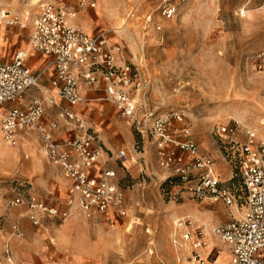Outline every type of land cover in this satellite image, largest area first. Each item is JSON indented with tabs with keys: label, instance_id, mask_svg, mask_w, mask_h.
Masks as SVG:
<instances>
[{
	"label": "rangeland",
	"instance_id": "rangeland-1",
	"mask_svg": "<svg viewBox=\"0 0 264 264\" xmlns=\"http://www.w3.org/2000/svg\"><path fill=\"white\" fill-rule=\"evenodd\" d=\"M0 3V9L10 11L17 21L8 29L6 42L4 30L0 34L1 61L28 44L33 21L46 6L76 12L90 34L105 32L112 44L123 48L147 84L140 92L141 99L158 114L182 112L200 149L213 156L216 164L223 161L218 126L237 122L242 134L252 129L264 136L260 128L264 122V74L257 71L254 62L264 51V0H96L95 9L81 6L77 0ZM169 4L176 13L167 19L163 10ZM124 21L125 29L119 32L117 28ZM244 111L252 116L241 123L238 115ZM114 120L133 134L131 147L121 134L124 145L116 150L108 147V164H112L127 197L124 218L112 214L87 218L76 209L64 219L42 216L40 225H35L28 208L10 207L7 202L14 197L18 183L32 188L40 200L51 199L36 181L50 166L43 157L46 153H41L36 138L11 147L0 131V264H199L192 259L190 245L187 250H177L186 231L192 230L187 215L181 213L183 207L206 209L210 205L198 203L186 186L169 183L167 172L157 166L158 158L150 162L146 156L155 148L151 141L140 138L119 114ZM123 148L128 170L123 168L124 160L116 161ZM34 153H38L40 167L35 166ZM222 167L218 165L221 171ZM230 171L226 167V172ZM228 184L236 187L245 209L240 175L236 173ZM223 216L228 223L232 221L227 207ZM178 221L187 227H179ZM214 239L219 242L216 249L222 250L223 242ZM26 241L29 250L21 249ZM209 250L205 251V264L214 259H206Z\"/></svg>",
	"mask_w": 264,
	"mask_h": 264
},
{
	"label": "built area",
	"instance_id": "built-area-1",
	"mask_svg": "<svg viewBox=\"0 0 264 264\" xmlns=\"http://www.w3.org/2000/svg\"><path fill=\"white\" fill-rule=\"evenodd\" d=\"M77 1L81 6L96 8V0ZM175 13L176 8L171 4L163 10L167 19ZM76 16V12L46 6L33 21L29 49L18 50L9 62H0V131L5 143L18 147L23 133L34 132L41 139L50 163L60 168L71 182L70 198L64 205L56 204L52 198L40 200L18 183L8 205L27 207L34 223L40 216L67 218L74 206L87 218L105 214L116 218L126 216L127 197L116 180V173L105 169L99 176L92 174L103 148L96 133L86 127L82 114L76 112L87 103L85 93L98 89L104 92V100L115 105L130 122L136 134L155 146L158 166L171 174L168 177H177L197 201H221L227 206L232 221L213 228L212 235L229 246L231 264H264V138L251 129L245 132V140L239 142V123L217 127L221 148L233 171H238L244 194L246 212L236 218L233 208L239 209L242 197L214 173V163L200 151L185 115L178 111L154 112L140 97L147 84L126 58L123 48L112 44L105 32L90 35L70 24L68 18ZM16 25V19L0 9V31ZM37 54L45 56L48 62L39 72L28 65L29 59ZM254 62L257 71L264 74V51L255 56ZM49 68L54 69L55 76L50 86L42 87L41 78ZM33 88H43L48 98L31 97L26 105H21ZM46 103L58 108L60 123L73 126L83 134L57 141L55 132L59 131L60 123L45 124ZM125 158L124 151L117 154L118 160ZM183 241L191 246L192 259L205 264L203 250L208 241L203 229L188 230ZM214 254L217 257L220 252ZM216 257L212 264H216Z\"/></svg>",
	"mask_w": 264,
	"mask_h": 264
},
{
	"label": "crops",
	"instance_id": "crops-1",
	"mask_svg": "<svg viewBox=\"0 0 264 264\" xmlns=\"http://www.w3.org/2000/svg\"><path fill=\"white\" fill-rule=\"evenodd\" d=\"M75 23L78 26L83 27L86 30V32L88 34H90V32H88V30L86 29L87 26L80 22L79 17H77ZM8 29L9 28H7V27H3V29L0 31V34L2 33L3 30L5 32V36H4L5 42H6V35L8 33ZM89 29H92V28H89ZM31 31H32V29H31ZM30 34H31V32H30ZM90 35H95V34H90ZM27 45L28 44H26V46L24 48L13 50L11 53H9L7 59H5L3 61L0 60V62L11 61L12 58L14 57L15 53L18 50L26 49ZM2 46H3V44L0 46V48ZM47 63L48 62H47L46 57L43 55H40V54H37L36 56L30 58L28 61L29 67L35 72H39V71H42L43 69H45V67L47 66ZM54 76H55L54 69L49 68L43 74V76L41 78V81H40L41 86L42 87L50 86L51 81L54 78ZM31 97H38V98H42V99L48 98V96L44 92L43 88H33L30 92V95L27 97V99L25 100L24 103L23 102L21 103V105H26V103H28L30 101ZM85 98L87 100V103L85 104V106L77 108L76 112H80L82 114V117L84 119L86 127L96 133V135H97V137H98V139L102 145L103 154L100 158L98 165L92 171L93 175L99 176L102 173V171H104L105 169L113 171L112 164H108V161L110 160V152L108 150V147L111 148L112 150H116V149L120 148V146L124 145V144L121 145V143H120L121 142V139L119 137L120 134L123 135L125 142L128 144L129 147H131L132 141H133V138H132L133 134L125 124H123L122 122H119V121L115 122L114 119H116V114H119L122 118H123V116L119 112V110L116 108L115 105L104 100V92L102 90L94 89V90L88 91L85 93ZM56 100L60 105H65V103L62 100H59V99H56ZM57 115H58V108L51 106L50 104L46 103L45 104V117H44L45 124L47 126H50V124H52L53 122H59ZM123 119L126 120L125 118H123ZM104 124H108V125H104ZM262 127H264V126L262 125ZM82 134H83V131L78 130L73 126L66 125V124L61 122L59 131L55 132V139L57 141H64V140L71 139V138H74L75 136H79ZM241 134L242 133L240 132L238 137H237V141H239V142L244 141L246 138L245 134H242L243 135L242 137H241ZM2 138H3V136H2ZM34 138H36L38 146L40 148H42L41 153H43V155H44L45 151H42V150H44L43 143H42L41 139L34 132L23 133L20 137V143H19L18 147H20L23 144V142L28 143L29 142L28 140H31V139L33 140ZM218 147H219L220 153L222 155V160H223V161L219 162L218 164L215 163L213 156L211 157L210 154L203 152L201 149H200V151L212 159V161L214 163L213 164L214 173L218 177H220L223 182L228 183L234 176V175L232 176L233 165L225 157V154L221 148L219 139H218ZM137 150H140V149H137ZM120 151H124L126 153V150L123 148V149L119 150L117 152V154ZM34 154L36 157L35 166L40 167L41 163L39 161V158H37L38 153H34ZM117 154H116V161H123L124 160L123 161L124 163H122L123 168L128 170V167L125 166V161L128 160L127 154H126V158L122 159V160L117 159ZM138 154H140L144 157V154H142V151H139ZM211 154L214 155V157H216V158L219 157L218 152L212 151ZM146 156L148 157V160L150 162H152V160H154L155 157L157 158L156 148L151 149V150L149 149V151L146 152ZM43 157L45 159H47L50 166L47 170H45V172H43L45 174H43L40 178L36 177L37 184L42 186L43 189H45L46 193H50V197L55 201L56 204L64 205L66 203V201L70 198L69 190L71 188V182L64 176V174L60 168H58V167H56L50 163V161L48 160V157H46V154ZM133 163L138 164V162H135V161ZM107 164H108L109 168L106 167ZM218 165H220L221 167H222V165H224V167H222L223 171L218 169ZM225 166L230 168L231 171L229 173L226 172ZM143 169H144V167H143ZM35 175H38V174H35ZM170 175L171 174L167 173V177ZM26 183H28L31 186V183H29V182H26ZM234 188L236 189V187H234ZM29 191L32 192V188ZM236 191H238V190L236 189ZM64 195H65V197H64ZM190 195H191V193H190ZM191 197H192V195H191ZM197 202L200 204L208 203L210 205V207H208L206 209H204L200 206L183 207L181 215L182 216L187 215L188 220L191 222L190 227H188V228H190L192 230L203 229L205 239L208 241V245H209V249H210L209 252L207 253L208 254L207 259H209L210 257H216V255L214 253L218 249H216L215 244L219 243L218 241H216L214 239V236L212 235L213 227L215 228L218 226H222L224 224L226 225L228 223V219L224 218V216H223L224 210L226 209L227 206L221 201L211 202V201L205 200V201H201V202L197 201ZM219 204H221L223 206L222 209L217 208V205H219ZM76 209H77L76 206H74L71 208V211H78ZM239 209H240L239 212H235L236 218H239L240 214H243L246 211V207H245V209H242L241 205H240ZM105 215H107V214H105ZM41 217L42 216H40L38 218L37 223H34L35 225H40ZM42 218H44V217H42ZM24 244L25 245H22L21 249L29 250L30 245H29L28 241H26V243H24ZM218 251L220 252V255L216 257L217 258L216 264H230L231 263V253H230L229 246L223 242L222 250H218ZM212 260L213 259L211 258L210 262H213Z\"/></svg>",
	"mask_w": 264,
	"mask_h": 264
},
{
	"label": "bare ground",
	"instance_id": "bare-ground-1",
	"mask_svg": "<svg viewBox=\"0 0 264 264\" xmlns=\"http://www.w3.org/2000/svg\"><path fill=\"white\" fill-rule=\"evenodd\" d=\"M0 7H1V3H0ZM10 12V11H9ZM11 16V15H10ZM77 17L78 16H76L75 18H73V17H69L68 18V22L70 23V24H72L73 26H75V27H81V26H78L76 23H75V21H76V19H77ZM32 19V18H31ZM127 24V21H124L118 28H117V30L119 31V32H123V30L125 29V25ZM83 28V27H82ZM85 30V29H84ZM122 30V31H121ZM85 32H86V30H85ZM87 33V32H86ZM26 49H29V47L28 48H26ZM252 116V113L251 112H248V111H244L243 113H241L240 115H238V118H239V120H240V122L241 123H245L247 120H248V118L249 117H251ZM260 121H262V119L260 120ZM240 125V124H239ZM243 128V127H242ZM260 128L261 129H263L264 130V127H262V126H260ZM256 132H257V130H255ZM258 133V132H257ZM260 134V133H259ZM260 137V136H259ZM261 138H264V136H262L261 135ZM126 162V161H125ZM234 210H235V212H239V210L240 209H238L236 206L233 208ZM246 212V211H245ZM244 212V213H245ZM244 213L243 214H240V216H243L244 215ZM178 223V226L179 227H184V225L182 224V225H180V223H179V221L177 222ZM177 225V224H176ZM188 231V230H187ZM186 231V232H187ZM176 236H178V235H176ZM175 243H177V242H175ZM188 247L190 248V246H189V244L187 243V242H184V241H182V239H181V242H179L178 243V246H177V250H179V248H183V249H188ZM209 248V245L203 250V252L206 254V250Z\"/></svg>",
	"mask_w": 264,
	"mask_h": 264
},
{
	"label": "trees",
	"instance_id": "trees-1",
	"mask_svg": "<svg viewBox=\"0 0 264 264\" xmlns=\"http://www.w3.org/2000/svg\"><path fill=\"white\" fill-rule=\"evenodd\" d=\"M234 176H236V173L238 174L237 170H234ZM168 182L171 183L172 185H180V180L177 177H168Z\"/></svg>",
	"mask_w": 264,
	"mask_h": 264
}]
</instances>
